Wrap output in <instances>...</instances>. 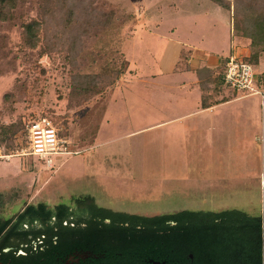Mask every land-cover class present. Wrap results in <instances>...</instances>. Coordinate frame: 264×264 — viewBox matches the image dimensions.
<instances>
[{"label":"rangeland","instance_id":"rangeland-1","mask_svg":"<svg viewBox=\"0 0 264 264\" xmlns=\"http://www.w3.org/2000/svg\"><path fill=\"white\" fill-rule=\"evenodd\" d=\"M225 1L229 11L209 0H95L97 6L106 3L117 11L108 28L92 39L81 38L84 43L74 60L67 40L60 39L51 54L37 60L43 72L35 69L30 52L27 62L21 54L13 58L19 32L11 26L5 32L11 53L0 61V125L17 121L25 125L29 119L46 117L60 129L69 153L48 156L50 166L46 158L34 156L0 158V218L13 215L25 203L51 207L82 196L113 212L146 217L222 210L263 215V96L241 100L243 109L238 103L228 105L226 122L209 136L205 125L191 119L170 123L180 127L179 135H163L162 129L154 128L125 136L180 112L172 109L178 95L158 99L155 86L136 79L157 70L156 58L167 38L181 41L185 51L202 58L216 54L224 59L235 45L249 56V41L231 29L232 0ZM27 7L31 16L36 15ZM144 18L147 31L137 27L127 39ZM75 32L70 29L72 35ZM119 48L133 69L126 73L127 82L82 100L75 85L85 82L84 74L97 73L108 57L116 59ZM252 67L258 89L264 91V50ZM23 87L26 93L19 94ZM7 93L12 98L4 100ZM24 136L16 133L9 150L8 141L5 146L0 143V154L25 145Z\"/></svg>","mask_w":264,"mask_h":264},{"label":"trees","instance_id":"trees-1","mask_svg":"<svg viewBox=\"0 0 264 264\" xmlns=\"http://www.w3.org/2000/svg\"><path fill=\"white\" fill-rule=\"evenodd\" d=\"M209 1L223 10H230V4L225 0ZM27 5L31 6L36 15L31 16ZM116 12L106 3L97 6L95 0H0V61L11 53L5 35L11 26L16 27L19 32L13 58L21 54L23 62H27V52H30L29 55L34 56L33 64L36 69L39 68L37 60L45 54H51L62 38L67 40L66 49L74 60L75 55L79 54L81 44L84 43L81 38L92 39L97 31H105ZM230 18L231 29L249 41L251 52L244 60L252 66L256 65L259 53L264 50V0H232ZM131 22L133 25L132 18ZM71 28H75L76 31L73 35L70 33ZM129 30L128 28L127 32ZM116 52V59L108 57V61L102 62L97 73L84 74L85 82L75 85L76 92L81 95L82 100L86 101L102 93L104 89L112 88L119 74L124 72L126 60L120 48ZM87 59H84L85 62ZM225 60L223 59L224 62ZM115 61L118 62L116 67L113 64ZM39 71L43 72L40 68ZM206 72L207 75H211L210 71ZM261 76L263 77L264 73H261ZM211 79L213 93L227 88L222 80V70L211 76ZM210 82L200 84L202 108L225 101L208 100V97H211L208 95L207 87ZM259 83L256 75V84ZM23 93H26L24 87L19 91V94ZM3 98L9 100L12 94L7 93ZM37 118L39 117L29 119L28 122ZM24 128V123L19 121L0 125V143L5 146L8 141L9 150L16 133L24 136ZM77 211L89 215L88 219L101 214L126 221L129 228L125 230L129 231L131 240L126 242L124 237L122 241L119 240L117 246H123L126 242L127 248L131 249L133 254L141 253L145 249L151 252L158 246L157 259L167 263H170L169 257L174 255H179L182 260L180 258L178 260L184 262L185 256L181 252L190 251L193 255L191 264H264V214L249 216L238 210L180 211L146 217L113 212L96 206L90 196H82L71 199L67 205L57 204L50 207L41 202L28 204L17 212L16 220L19 223L38 222L41 226L36 228V232L40 234L53 228L48 226L51 217L61 225L63 219ZM13 218L4 220L0 218V233ZM16 228L14 224L7 228L9 236L6 241L12 237ZM60 228L58 229L64 230V233L67 232L66 227ZM156 231H161L162 234L159 235ZM88 235L90 236L87 237ZM88 235L85 240L93 242V236L89 233ZM65 237L68 239L67 243H71L72 233Z\"/></svg>","mask_w":264,"mask_h":264},{"label":"flooded vegetation","instance_id":"flooded-vegetation-1","mask_svg":"<svg viewBox=\"0 0 264 264\" xmlns=\"http://www.w3.org/2000/svg\"><path fill=\"white\" fill-rule=\"evenodd\" d=\"M17 212L7 217H14L13 221L0 233V264H191L193 261L190 251L181 252L185 256L184 262L178 260L179 255L169 257L170 263L158 260V246L151 252L145 249L133 254L126 245L131 240L129 231L125 230L129 228L127 222L111 215L99 214L88 219L89 215L77 211L63 219L61 225L51 217L48 221V226L53 227L51 231L37 234L36 228L41 225L35 221L19 223ZM11 224L17 228L6 241L9 236L6 230ZM60 227H66L68 233L59 230ZM69 233H72L71 243H67L65 237ZM88 233L93 236V242L85 240ZM156 233L162 234L161 231ZM124 237L126 242L123 246H117Z\"/></svg>","mask_w":264,"mask_h":264},{"label":"crops","instance_id":"crops-1","mask_svg":"<svg viewBox=\"0 0 264 264\" xmlns=\"http://www.w3.org/2000/svg\"><path fill=\"white\" fill-rule=\"evenodd\" d=\"M218 7V6H217ZM146 21V22H145ZM147 23L148 21L144 18V20L138 22L134 30L132 31L131 35L127 39L133 38L135 30L137 27L140 30L147 31ZM157 26L156 24H154ZM174 28V27H173ZM157 29V28H156ZM158 37V36H157ZM126 39V40H127ZM184 43L177 39L167 38L165 44L162 47L161 52L157 55L156 58V68L157 70L153 73H142V75L137 76L136 79L139 83L145 85L150 83L151 85L155 86L157 89V96L158 99H162L165 101L166 96H171L173 94L178 95L179 97L175 96L176 103L172 109L176 108L179 110V113H175L173 116L168 118L160 119L157 122H154L144 128L139 130L132 131L125 136H130L134 134H138L140 132H145L148 129L160 128L162 129L163 135H175L180 134V127H170V123L179 124L185 120H193L195 124L199 125L202 123L206 126L203 129L206 136H209L213 131H217L216 127H220L221 124L226 122L224 118L228 117L227 107L233 103H238L241 100H244L248 97H253L257 95H243L239 93L237 97L230 98L231 94H238L233 92L229 88H224L221 90L213 91L211 90L212 82H210L211 76L217 75L223 67V58L217 56L216 54L208 55L204 54L202 56H195L192 55L191 52H187L184 50ZM232 48V47H231ZM239 47L235 45L232 50H228V54H236L240 55L241 57L245 58V54L243 55V51L239 50ZM198 51V50H195ZM226 55V57L228 56ZM224 57V56H223ZM247 57V56H246ZM125 59V57H124ZM126 60V59H125ZM225 60V58H224ZM222 61V62H221ZM201 69V71H199ZM210 71L207 75L206 71ZM133 69H130V62L126 60V68L124 72L119 76L118 80H116L115 86L110 89V91L117 90L120 88L125 82L126 73L130 74ZM199 71V73H198ZM148 78H153L152 80L148 81ZM209 83L208 84V97L209 101H216L220 99H225V101L212 105L210 104L206 108H202L200 96H201V83ZM131 96V91H129L128 97ZM260 97V96H259ZM260 102V99H258ZM171 102V100H170ZM209 103V102H208ZM242 103V102H241ZM146 104V102H145ZM142 103V105H145ZM171 105V104H170ZM185 106H188L186 109ZM238 108L243 109V106L238 103ZM247 111V110H246ZM143 112V110H142ZM204 126V127H205ZM141 134V133H140ZM47 204V203H46ZM54 205V204H53Z\"/></svg>","mask_w":264,"mask_h":264},{"label":"built area","instance_id":"built-area-1","mask_svg":"<svg viewBox=\"0 0 264 264\" xmlns=\"http://www.w3.org/2000/svg\"><path fill=\"white\" fill-rule=\"evenodd\" d=\"M222 67V80L227 88L236 93L258 95L264 97V91H260L256 84V74L252 65L248 64L243 57L230 54L225 58ZM25 145L7 155L0 154V158L10 157H37L40 161L45 159V164L50 166L48 156L68 154L65 150V142L57 128L46 117H39L25 124Z\"/></svg>","mask_w":264,"mask_h":264}]
</instances>
